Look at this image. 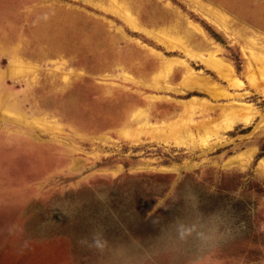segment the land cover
Here are the masks:
<instances>
[{
    "label": "rangeland",
    "instance_id": "rangeland-1",
    "mask_svg": "<svg viewBox=\"0 0 264 264\" xmlns=\"http://www.w3.org/2000/svg\"><path fill=\"white\" fill-rule=\"evenodd\" d=\"M246 45L264 50V0H0V264H264V65L252 82ZM183 64L257 113L231 123L210 104L234 97L165 87Z\"/></svg>",
    "mask_w": 264,
    "mask_h": 264
},
{
    "label": "bare ground",
    "instance_id": "bare-ground-1",
    "mask_svg": "<svg viewBox=\"0 0 264 264\" xmlns=\"http://www.w3.org/2000/svg\"><path fill=\"white\" fill-rule=\"evenodd\" d=\"M116 13L121 18L124 19V21L126 22V24H128L129 26H131L134 29L140 30V31H142V32H144V33H146L148 35H151L156 40H158L160 43H162L165 47H167V48L177 47V48L181 49L182 52H184L186 55L192 57L193 59L194 58L195 59H198V61H200L204 66H206L207 68H209L210 70H212L218 76V78H220L223 81H225L226 84H227V86L228 85L229 86H242L243 85V82L236 76V73L234 71L233 66L230 63L224 61L221 57L217 56L215 50H209L207 52L194 51L191 48H189V47H187V46H185L183 44H178V42H176L175 40H172L168 36L166 37V36H163V35H158V34L154 33L153 31H151V30H149V29H147V28L139 25L138 22L135 20V18L132 16V14L129 13L128 10H126V9H124L122 7L121 8L120 7L117 8L116 9ZM210 15L211 16L208 15L209 16L208 18H210V17L212 18V16H213V20L217 21V24H219L221 26H223V25L226 26L225 22L223 20H220L222 17L220 18L216 14H213V13H211ZM218 18H219V20H218ZM242 50H243L244 54L247 56V58H248V61H247V66H248V70H249L248 71V75H249V79L252 81V79H253L252 76L253 75L252 76H250V75L252 74L253 70L256 67V66L254 67L253 59H254V61L256 59L257 61L261 62L264 65V50H261L260 49V51H258L257 54H254V52L251 49V46H247V45L246 46H243L242 47ZM257 50H259V49H257ZM182 61L183 60L178 59V58H168V57L165 58L163 60V63H162L164 72H168L169 70H171L172 65H174L175 63H178V62L181 63ZM183 65H184L185 71L183 72L182 76L180 75L181 76V80H180V84L181 85L179 87L178 86L177 87H174V86L172 87L170 85L169 86L168 85H165V87L170 88V89H173V90L176 89V91H179V92L185 91L187 89L202 90V91L206 92L209 96H211L213 98H221V97L227 98V97H230V96L231 97H234V99L232 101L230 100L229 102L220 103V104L218 103L217 105H211L210 104V107H214V108L216 107L217 109H221L222 112L224 111V109H229L230 108L233 111V114L231 116V123H234V122H237V121H240V120L247 121V119H249V115H251V113H255V112L257 113L256 109L254 108L255 106H254L253 103L247 102V101H241L239 99H236L235 98V95L229 93L222 85H220L219 83H217L213 79L209 78L208 76L202 77V76L198 75L196 72H194L192 70V68L188 64H183ZM260 66H261V64H260ZM8 67H9V69H8L9 72L10 73H13V74H16V75L22 73L26 68L28 69V66H26V64L22 63L19 60H14V59L11 61V64ZM195 99L196 98L192 97L189 100L181 101L180 103L182 104V106H184L185 108H187L188 106H190L189 103L191 101L195 100ZM199 100L200 101H204V99H202V98H199ZM136 115H137L136 118L138 117L137 118L138 120H139V118H142L141 117L142 116L141 113H137ZM7 119H9V117ZM207 119H209V118H205V119H203V120H201V121L198 122V125L200 126L198 128H200V130H201V132H198L199 135L202 132H205L206 127H207V129L209 127L207 125H210L211 124L210 122L213 121L212 119H209V120H207ZM217 119H218V117H217ZM22 120L23 121H26V122L32 120L33 122H35V121L38 120V118L36 117V118H32L30 120L28 118H23ZM143 124H148L149 131H153V130H155V129L158 128L157 125H153L152 123L149 124V123H147V121H144ZM140 125H142V124H140ZM175 125H177V124H175V122H172V123H169L168 124V128L170 129L169 130L170 131L169 133H171V134H174L175 133V127H174ZM144 126H146V125H144ZM126 131L127 130L122 129V133H127ZM154 133H153L154 136L157 135V134H154ZM189 135H190L189 137H191V134H189Z\"/></svg>",
    "mask_w": 264,
    "mask_h": 264
}]
</instances>
